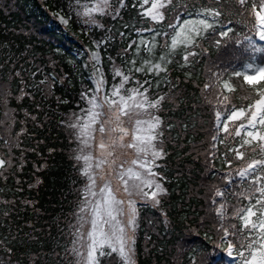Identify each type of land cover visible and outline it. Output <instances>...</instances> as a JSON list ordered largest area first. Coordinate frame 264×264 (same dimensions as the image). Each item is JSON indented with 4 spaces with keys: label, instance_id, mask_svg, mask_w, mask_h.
I'll return each mask as SVG.
<instances>
[{
    "label": "trees",
    "instance_id": "1",
    "mask_svg": "<svg viewBox=\"0 0 264 264\" xmlns=\"http://www.w3.org/2000/svg\"><path fill=\"white\" fill-rule=\"evenodd\" d=\"M94 2L80 0L79 6H75L73 0L75 10L80 13ZM111 2L119 6L116 0ZM134 3L135 0H125L126 6L115 20L98 17L106 29L102 30L84 26L83 18L75 15L69 24H62L56 14L65 15L69 11L68 0H0V83L6 85L5 94L0 96V121L3 122L0 124V154L7 151L4 140L25 130L19 138V147L13 149V155L18 158L14 161L16 167L10 170L14 175H9L7 180L0 178V188L4 190L0 194V264L9 261L11 264H76L75 257L66 252L72 248L69 226L76 224L73 213L80 206L79 191L83 189L84 179L80 170L82 162L75 160L79 142L61 122L67 123L72 113H78L80 107L85 106L80 102V93L92 87V83L88 68L84 67L88 60L84 52L95 46L93 41H107L106 50L100 49L99 66L104 78L111 83L112 65L108 57H114L117 66L123 67L124 57L117 54L132 40H139L136 29L151 25L139 15V5L133 7ZM232 27L238 35L247 31L240 23ZM254 39L257 45H264L258 37ZM164 43L165 38L158 37L152 53L141 47L139 55L130 51L127 59L158 60L162 51H166L161 47ZM203 47L208 50L197 58L195 67L181 68L182 60L179 63L174 60L168 65V73H161L160 77L146 71L134 74L136 78L152 79L154 83L156 79L167 78L177 85L170 89L161 83L159 88L154 87L149 92L150 99L168 93L158 113L164 121L167 155L157 161L155 168L167 194L159 197V206H148L149 202L138 206L136 264H193V261L196 264H236V256L233 262L225 258L227 244L219 241L211 219L215 217L218 226L220 218L215 209L222 201L214 193L217 188L224 190L222 176L229 171L221 153L226 145L235 147V141L225 140V144H221L222 132L212 141L211 137L217 135L215 112L223 111V106L217 103L212 88L203 89L206 83L215 84L207 72L209 66L215 65L217 72L245 71L246 63L264 64V51L253 52L243 43H230L217 50L205 42ZM37 68L40 72L32 77L31 72ZM12 69H24L23 75L29 84L37 83L51 72L56 73L58 80L62 78L63 83H56L47 96L35 88H27L25 91L31 95L20 98V78L9 75ZM230 83L237 90L235 93L224 90L225 94L237 106L246 104L247 101L241 99L242 77H232ZM216 87L222 88V85L216 84ZM212 151H216L215 159L209 155ZM21 163L23 167L19 168ZM242 163L234 161L231 167L239 168ZM233 179L235 182L229 188L240 191L239 178ZM18 188L22 191H17ZM227 199L230 205L237 203L232 197ZM13 200L15 207L10 208L5 201ZM25 201L31 204L26 205ZM239 203L243 205L246 201ZM233 211L230 206L229 218ZM4 212L8 215L4 216ZM229 222L238 223L234 219L225 221ZM9 248L12 249L10 254L7 253Z\"/></svg>",
    "mask_w": 264,
    "mask_h": 264
},
{
    "label": "snow or ice",
    "instance_id": "2",
    "mask_svg": "<svg viewBox=\"0 0 264 264\" xmlns=\"http://www.w3.org/2000/svg\"><path fill=\"white\" fill-rule=\"evenodd\" d=\"M116 3L118 7L111 0H95L80 13L75 10L73 0H68L69 11L65 15H56L64 25L69 24L75 15L83 18L86 27L106 30L98 17L117 19L126 5L125 0H116ZM79 4L80 0H75V6ZM137 5L139 15L150 21L151 25L136 29L139 40H132L127 48L117 54L124 57L123 67L117 66L114 57H108L112 65L111 83L104 78L99 66L100 49L104 47L106 50L107 41H93L96 50L86 49L84 52L88 56L84 67L91 69L88 78L93 86L80 93V102L85 106L80 107L78 113H72L67 123L61 122L81 145L78 150L80 154L75 156V160L77 163L83 161L81 174L88 181L79 191L80 206L73 213L76 224L69 226L72 229V248L66 254L75 257L76 264H102V261L103 264H136L137 201H146L149 202L148 206L156 207L160 205L159 197L167 194V189L160 182V174L154 168L158 167L157 161L167 155L162 127L164 121L158 113L168 93L150 99L149 92L154 87L159 88L161 83L170 89H175L177 85L167 78L156 79L154 83L152 79H139L134 74L146 71L160 77L161 73H168V65L173 64L174 60L178 63L182 60L181 68L195 67L197 58L208 50L203 47L205 42L217 50L230 43H243L246 49L253 52L264 51V45H257L254 39L258 37L259 41L264 42V0H200V3L196 0H135L133 7ZM145 5L148 7L145 8ZM234 23L242 24L247 31L238 35L232 27ZM124 27L128 28V25ZM120 35L123 37L124 33ZM158 37L165 38L161 47L166 51H162L155 63L148 59L136 67L135 59H127L130 51L139 55L141 47L152 53ZM178 49L182 52L178 53ZM214 68L215 65L209 66L207 72L215 84L206 83L203 90L213 89L223 111L215 112L217 135L211 139L216 141L222 132L224 139L220 143L235 141V147L226 145L221 153L229 171L222 176L224 190L217 188L214 193L222 202L215 209L220 218L218 226L215 217L211 218L212 223L219 241L227 244L228 256L231 257L235 251L236 264H264V64L246 63L245 71L231 73L227 70L217 72ZM24 72V69L9 72L13 78H20V98L31 95V92L25 91L27 88H35L47 96L56 83H63L62 78L58 80L56 73L51 72L37 83L29 84L25 81ZM38 72L40 69L37 68L31 72V76L35 77ZM186 75L191 76V73ZM232 77H242L241 99L247 101L246 104L237 106L225 94L224 90L227 93L237 90L230 83ZM216 84H221L222 88H217ZM243 85H247V88ZM5 87L0 83V96L5 94ZM168 128H172L171 123ZM24 131L21 129L15 137L3 141L7 151L0 154V178L4 180L14 175L10 170L16 167L14 161L18 158L13 155V149L19 147V138ZM215 147L213 144L212 148ZM85 150H88V155L83 154ZM122 150L133 153L135 158L127 162L121 160L118 152ZM92 152L96 155H92ZM209 155L215 159L216 151ZM234 161L243 163L239 168H232ZM22 167L21 163L19 168ZM109 177L117 182L115 187ZM234 177L240 180V191L229 188L235 182ZM17 191L22 189L18 188ZM3 192L0 188V194ZM118 194L125 198H118ZM228 197L237 203L230 205ZM240 201L246 203L241 205ZM5 203L12 208L16 201ZM23 203L31 204L30 201ZM230 206L234 210L231 218L227 215ZM3 215L7 216L8 212ZM229 219L238 223H225ZM85 224L90 227L82 232ZM11 251L9 248L7 253ZM193 264L196 262L193 261Z\"/></svg>",
    "mask_w": 264,
    "mask_h": 264
},
{
    "label": "rangeland",
    "instance_id": "3",
    "mask_svg": "<svg viewBox=\"0 0 264 264\" xmlns=\"http://www.w3.org/2000/svg\"><path fill=\"white\" fill-rule=\"evenodd\" d=\"M58 18V17H57ZM59 20V19H58ZM96 50V48H95V46H93V47H91V48H89V51H95ZM144 60H147V59H144V58H139L138 59V62H136V67H140L142 64H143V61ZM157 60H155V61H153L154 63L156 62ZM88 72H89V74H90V72H91V69L90 68H88ZM89 74H88V77H89ZM93 86V85H92ZM77 148H76V150L78 149L79 150V148L81 147V145L78 143L77 144V146H76ZM77 150V155L78 154H80V152ZM84 155H88L89 154V152H88V150H85V152L83 153ZM92 155H96V153L95 152H92L91 153ZM75 156H76V153H75ZM118 156H119V158L121 159V160H124V161H130L131 159H133V158H135L134 157V154L133 153H131V152H129V151H121V152H118ZM82 162V167H83V161H81ZM125 166L127 167L128 166V164L126 163L125 164ZM82 168L80 167V170H81ZM154 171H156V169L154 168ZM82 177H83V179H84V185H83V188H84V186H85V184H87V178L85 177V176H83L82 175ZM109 179H112V182H113V186L115 187L116 186V184H117V182L115 181V179L114 178H112V177H109ZM98 183H99V181H98ZM118 198H125V197H123V195L122 194H118ZM144 203H147L146 201L145 202H141V201H137V205H136V207H137V212H138V206H140V205H142V204H144ZM138 216V215H137ZM136 224H137V219H136ZM89 225L88 224H85L84 226H83V228H82V232H84V231H86V230H88L89 229Z\"/></svg>",
    "mask_w": 264,
    "mask_h": 264
}]
</instances>
